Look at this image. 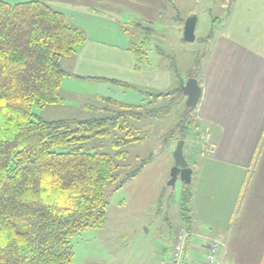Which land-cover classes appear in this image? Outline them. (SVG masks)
<instances>
[{
  "label": "trees",
  "instance_id": "16d2710c",
  "mask_svg": "<svg viewBox=\"0 0 264 264\" xmlns=\"http://www.w3.org/2000/svg\"><path fill=\"white\" fill-rule=\"evenodd\" d=\"M145 31L152 33L148 27ZM85 38L45 1L0 0V264H70L72 237L105 222V190L119 179L118 160L124 158L119 149L140 139L130 119L141 118L143 105L109 101L121 110L109 109V116L84 120L48 121L32 112L33 106L63 101L60 87L71 74L61 61L74 56ZM130 49L135 55L145 54ZM196 70L188 76L196 77ZM182 84L152 100L165 96L171 102ZM194 109L185 108L183 118L169 131L177 135L175 141L183 139L185 144L189 126L197 127L190 115ZM111 131L122 134L112 141L114 155L82 147ZM138 171L139 167L119 179L117 187ZM191 196L190 184L184 183L179 215L185 226L190 224Z\"/></svg>",
  "mask_w": 264,
  "mask_h": 264
},
{
  "label": "crops",
  "instance_id": "0c3cea01",
  "mask_svg": "<svg viewBox=\"0 0 264 264\" xmlns=\"http://www.w3.org/2000/svg\"><path fill=\"white\" fill-rule=\"evenodd\" d=\"M42 1L86 37L74 56L61 61L71 74L62 84L69 79L99 81L92 77L135 78L136 55L126 25L152 31L151 25L182 5L181 0ZM220 1L221 6L230 3ZM196 14L197 8L190 7L185 16ZM254 45L262 43L219 34L196 76L201 94L193 118L197 132L207 131L214 147L197 145L189 153L190 224L177 216V228L188 233L181 264H201L211 241L225 246L220 264H264V49Z\"/></svg>",
  "mask_w": 264,
  "mask_h": 264
},
{
  "label": "rangeland",
  "instance_id": "374dc122",
  "mask_svg": "<svg viewBox=\"0 0 264 264\" xmlns=\"http://www.w3.org/2000/svg\"><path fill=\"white\" fill-rule=\"evenodd\" d=\"M181 1L179 12L164 15L158 24L151 25V34L126 25L132 47L145 52L135 57V78L126 77V81H121L123 85L105 80H65L59 91L61 103L32 107L37 117L52 121L100 118L109 116V109L121 110L109 101L143 105L141 118L130 119L139 128L136 136L140 139L122 146L119 150L124 158L118 160L119 179L137 167L139 171L119 187V179L107 185L105 222L100 228H86L72 237L70 264H167L174 231L180 222L177 216L184 185L179 178L173 186L168 184L177 138L176 134L170 136L169 131L183 118L186 99L181 90L174 102L165 96L152 100L153 95L174 92L194 68L197 76L219 34L258 40L262 45L254 48L264 49V0H230L223 6L220 0ZM190 7L199 12L195 38L184 41L183 22ZM149 101L153 103L148 105ZM150 107L152 112L146 113ZM188 130L183 153L191 162L189 153L197 149L192 138L198 127L189 126ZM121 135L111 131L109 136H94L82 147L114 155L112 141ZM217 258L223 262L221 256Z\"/></svg>",
  "mask_w": 264,
  "mask_h": 264
},
{
  "label": "water",
  "instance_id": "95a60500",
  "mask_svg": "<svg viewBox=\"0 0 264 264\" xmlns=\"http://www.w3.org/2000/svg\"><path fill=\"white\" fill-rule=\"evenodd\" d=\"M196 25V15L189 16L183 24L182 40L193 41L194 29ZM181 93L186 96L185 107L192 108L196 105L201 89L197 82L196 77H188L184 84L180 88ZM184 140L178 139L176 141L175 149L173 151L174 164L170 170V178L168 184L174 185L177 178L183 183L189 184L191 178V168L188 166V162L185 159L183 153Z\"/></svg>",
  "mask_w": 264,
  "mask_h": 264
},
{
  "label": "built area",
  "instance_id": "2783aa9c",
  "mask_svg": "<svg viewBox=\"0 0 264 264\" xmlns=\"http://www.w3.org/2000/svg\"><path fill=\"white\" fill-rule=\"evenodd\" d=\"M192 139L193 142H195L197 145L201 144L202 147L207 146L210 149L214 147V145L210 142V134L205 130H200L196 132ZM187 239H188V233L184 229V227H179L175 230L173 235L172 247L170 250L167 264L182 263L183 250L187 242ZM220 248L222 247L219 246V243L217 241H211L208 245V249H207L208 251L206 257L201 264H220L217 258L218 256L222 257V254H220ZM223 248H225L224 245ZM216 259H217V263H216Z\"/></svg>",
  "mask_w": 264,
  "mask_h": 264
}]
</instances>
